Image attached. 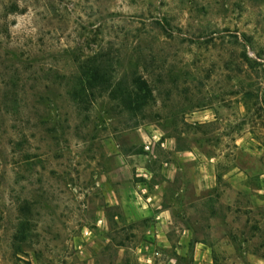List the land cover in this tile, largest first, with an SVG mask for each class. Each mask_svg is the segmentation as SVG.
<instances>
[{"label":"rangeland","instance_id":"374dc122","mask_svg":"<svg viewBox=\"0 0 264 264\" xmlns=\"http://www.w3.org/2000/svg\"><path fill=\"white\" fill-rule=\"evenodd\" d=\"M94 60L138 106L72 98ZM0 264H264V0H0Z\"/></svg>","mask_w":264,"mask_h":264},{"label":"crops","instance_id":"0c3cea01","mask_svg":"<svg viewBox=\"0 0 264 264\" xmlns=\"http://www.w3.org/2000/svg\"><path fill=\"white\" fill-rule=\"evenodd\" d=\"M170 137L161 140V144H168ZM136 169L139 171L135 173V177L124 182L118 181L113 184L111 188V195L114 198L115 203L120 204L123 213L128 218L133 216H141V214H153V223L157 226H166L170 222L164 217L166 212H168L167 207L162 206V183L166 181H172L174 179L175 167H173L168 161H162L160 174L161 181H155L152 179L151 171L142 166H137ZM128 187L130 192V197L134 202L133 211L130 210L129 204L126 202L128 196H124L120 188ZM122 193V194H121ZM126 197V198H125ZM133 212V216L131 215Z\"/></svg>","mask_w":264,"mask_h":264},{"label":"trees","instance_id":"16d2710c","mask_svg":"<svg viewBox=\"0 0 264 264\" xmlns=\"http://www.w3.org/2000/svg\"><path fill=\"white\" fill-rule=\"evenodd\" d=\"M78 68L76 88L72 97L75 100H79L87 94L94 95L96 89L108 90L110 98H119L125 106L130 107L132 104L138 106L140 100L144 98L145 95H142L141 91L149 92L146 82L139 77L132 79L130 88L121 89L120 84H114L109 88L111 86L109 85V78L95 60L81 62Z\"/></svg>","mask_w":264,"mask_h":264}]
</instances>
